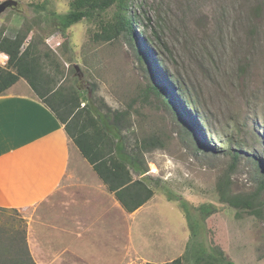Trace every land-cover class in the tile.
<instances>
[{"label": "rangeland", "instance_id": "obj_1", "mask_svg": "<svg viewBox=\"0 0 264 264\" xmlns=\"http://www.w3.org/2000/svg\"><path fill=\"white\" fill-rule=\"evenodd\" d=\"M14 1L0 15L2 36L29 29L24 47L38 46L46 71L58 66L57 83L76 86L104 114L125 113L124 150L147 168L132 177L154 191L131 221L132 263L157 258L154 246L181 257L192 228L194 242L233 264H264V0H129L139 20L132 46L125 37H94L115 7L62 38L47 16L66 13L72 0ZM153 81L162 95L150 89ZM151 137L161 146L146 152L141 141ZM226 179L232 194L255 199L260 217L220 202L216 187ZM0 224L25 225L11 210L0 211Z\"/></svg>", "mask_w": 264, "mask_h": 264}, {"label": "crops", "instance_id": "obj_2", "mask_svg": "<svg viewBox=\"0 0 264 264\" xmlns=\"http://www.w3.org/2000/svg\"><path fill=\"white\" fill-rule=\"evenodd\" d=\"M142 207L124 211L25 80L0 96V208L20 214L35 264H133L130 226ZM153 251L134 259L172 261Z\"/></svg>", "mask_w": 264, "mask_h": 264}, {"label": "trees", "instance_id": "obj_3", "mask_svg": "<svg viewBox=\"0 0 264 264\" xmlns=\"http://www.w3.org/2000/svg\"><path fill=\"white\" fill-rule=\"evenodd\" d=\"M128 2L129 0H72L66 13L50 12L47 18L61 37L66 38V30L73 25L82 20H90L95 13L115 7L112 22L103 28L101 34H95L94 37L98 41L125 37L132 46V24L139 23V20L128 11ZM29 32V29L25 32L18 31L13 37L2 36L0 32V53L8 56L6 65L0 66V96L19 79L25 80L37 98L63 125L66 135L124 211L129 214L135 212L153 198L154 191L142 179L132 177V172L137 176L144 175L147 168L144 161L137 156L128 155L124 150L120 125L125 113L104 114L76 86L66 87L57 83V76L61 74L58 66L55 67V74L46 71L38 46L29 42L24 47ZM150 89L156 96L162 95L163 88H158L156 81L152 82ZM181 91L183 92L182 89L179 90ZM180 99L183 102L185 100ZM163 102L165 106H171L167 98ZM185 102L192 107L190 101ZM82 103L84 105L81 107ZM160 146L155 137L141 141V149L146 152ZM237 157L238 153L233 154L234 160ZM261 176L264 187V174ZM229 185L227 179L218 182L216 188L220 202L237 212L256 217L262 215V210L256 207L254 198L232 194ZM0 211L5 212L7 209L0 208ZM190 229V240L184 254L163 264H184L185 261L190 264H233L215 248L194 242L196 234ZM0 264H35L27 248L25 225L16 230L0 224Z\"/></svg>", "mask_w": 264, "mask_h": 264}, {"label": "water", "instance_id": "obj_4", "mask_svg": "<svg viewBox=\"0 0 264 264\" xmlns=\"http://www.w3.org/2000/svg\"><path fill=\"white\" fill-rule=\"evenodd\" d=\"M18 3L14 0H5L0 2V15H2L7 9L16 8Z\"/></svg>", "mask_w": 264, "mask_h": 264}, {"label": "built area", "instance_id": "obj_5", "mask_svg": "<svg viewBox=\"0 0 264 264\" xmlns=\"http://www.w3.org/2000/svg\"><path fill=\"white\" fill-rule=\"evenodd\" d=\"M1 55L5 56V59H3L2 61H0V65H6L7 61H8V56L4 53H0V59H1Z\"/></svg>", "mask_w": 264, "mask_h": 264}, {"label": "bare ground", "instance_id": "obj_6", "mask_svg": "<svg viewBox=\"0 0 264 264\" xmlns=\"http://www.w3.org/2000/svg\"><path fill=\"white\" fill-rule=\"evenodd\" d=\"M5 59V56L4 55H1V60Z\"/></svg>", "mask_w": 264, "mask_h": 264}]
</instances>
